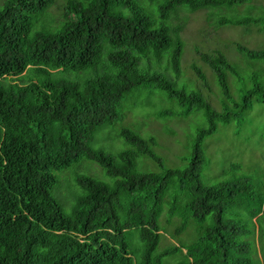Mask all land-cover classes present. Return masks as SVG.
<instances>
[{
  "label": "trees",
  "instance_id": "16d2710c",
  "mask_svg": "<svg viewBox=\"0 0 264 264\" xmlns=\"http://www.w3.org/2000/svg\"><path fill=\"white\" fill-rule=\"evenodd\" d=\"M252 1H0V264H170L175 256L174 264H261L242 236L254 239L264 198L253 196L248 177L205 186L201 174L203 142L218 124L242 121L252 101L264 103V50L237 44L240 66L220 50L194 47L219 89L220 110L204 98L209 83L194 63L190 79L200 88L177 87L189 15L206 11L214 28L262 32L264 8L257 17L239 14ZM148 87L181 108L152 118H203L183 168H164L154 138L127 128L119 132L127 149L112 155L91 146L97 132L122 120L123 103ZM137 157L159 172H138ZM82 159L112 180L77 175L80 191L66 213L52 195L55 173ZM164 208L178 225L169 233L175 243L160 248ZM190 217L197 228L186 242L180 235Z\"/></svg>",
  "mask_w": 264,
  "mask_h": 264
},
{
  "label": "rangeland",
  "instance_id": "374dc122",
  "mask_svg": "<svg viewBox=\"0 0 264 264\" xmlns=\"http://www.w3.org/2000/svg\"><path fill=\"white\" fill-rule=\"evenodd\" d=\"M248 4V6L244 5L245 9L238 10L239 14L247 12L250 17L262 14L257 6L260 5L264 8V0H253ZM205 13L206 11H197L189 15V21L181 33L184 41V51L180 63L183 74L181 73V77L177 81V87L184 84L189 90L197 91L200 88L197 85L194 86V80L190 79L193 78L190 65L194 63L205 74L209 83V91H203L204 98L215 110H220L219 100L222 97L219 94V89L211 81L209 70L199 63L197 54L193 51L194 47H198L199 52L220 50L228 60L242 66L243 62L240 60L235 46L238 44L250 50H264V31H257L254 27L249 28L248 31L241 27L214 28V21L205 22L203 18ZM231 77L229 75L227 78L232 80L233 77ZM232 97L235 98V95ZM170 111L180 112L181 108L168 100L162 92L151 87L142 88L123 103L122 120L97 132L91 141V146L115 155L127 149L119 137L120 130L127 128L143 138H154L156 145L153 147V151L162 160L164 168H183L190 159L191 139L195 130L203 125L204 121L198 113H191L187 116L174 113L172 116L152 118L153 114L156 116L157 113ZM203 152L207 164L202 170L201 181L205 186L232 178L248 177L253 196L264 198V103L252 101L249 109L244 112L242 121L232 120L227 124H218L216 132L204 140ZM136 168L138 172H159L156 163L145 157L136 158ZM55 175L59 183L52 191V195L56 196L55 198H58L57 200L64 205L61 204L66 213L77 195L75 193L80 191L74 186L77 175H86L102 182L112 180L97 163L87 159H82L70 168L56 172ZM243 216L244 213L240 211L242 220ZM160 220L163 231L166 230V233L162 236L159 246L166 248L175 243L169 237V233L178 225V219L171 217L167 222L166 209L164 208ZM253 220H256L254 222V239L252 236H242V239L255 245L256 255L261 264H264V199L260 214ZM187 225L185 231L180 235V239L189 242L194 237L197 220L190 217ZM247 226L251 227V224L248 223ZM177 241L179 242V240ZM176 257L169 263L174 264L177 260Z\"/></svg>",
  "mask_w": 264,
  "mask_h": 264
}]
</instances>
